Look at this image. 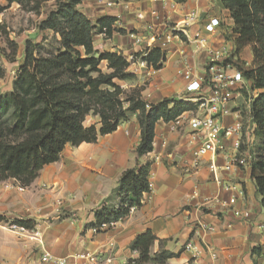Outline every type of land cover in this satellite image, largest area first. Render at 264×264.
Returning <instances> with one entry per match:
<instances>
[{
  "label": "crops",
  "instance_id": "obj_1",
  "mask_svg": "<svg viewBox=\"0 0 264 264\" xmlns=\"http://www.w3.org/2000/svg\"><path fill=\"white\" fill-rule=\"evenodd\" d=\"M110 1H115V5L98 6L95 0H80L76 10L93 24L103 17L116 20L114 28L126 33L114 32L109 38L95 34L93 47L101 53L121 54L124 59L137 51L127 34L141 32L144 28L143 22L136 17L139 13L157 9L161 15L170 14L147 0ZM175 1L181 14L196 10L201 20H220L215 32L207 35L212 49L219 50L228 40L227 36L229 40L235 38L230 35L234 24L222 0ZM179 16L174 15L175 19ZM201 27L194 26L192 31L201 30ZM31 32L35 36L27 39L36 41L40 38L41 31L35 29ZM177 51L178 48L174 47L166 55L162 69L150 82L143 85V78L137 77L143 87L141 99L146 104L176 100L183 93ZM204 56L201 54L197 60L202 61ZM239 57L248 68L252 60L250 49H244ZM22 63L23 56L17 62L16 72ZM13 80L5 93L11 91ZM87 119L91 123L86 126L95 124L99 128L98 118ZM235 121V116L220 119L224 126ZM139 141L138 115L134 114L120 123L113 133L98 137L94 143L65 146L59 160L44 166L29 187L18 190L13 180L1 183L0 216L7 222L22 221L33 224V227L20 232L0 223V264H44L40 259L45 253L57 260L65 259L68 264H73L71 258L81 253L95 255L99 264H127L138 258V253L130 249L132 242L146 232L156 238L150 247L151 256L161 252L171 255L165 264H193L191 254L184 248L188 242L211 247L216 258L204 254L201 260L207 264H264V210L251 179V168L220 171L222 183L235 187V190L224 191L212 178L208 157L195 171L190 168L192 150L197 143L189 144L186 128L171 132L168 123L157 122L152 151L142 157L136 154ZM224 146L225 153L230 156V143L226 141ZM225 153L216 157L220 167L227 163ZM146 164L150 165L149 191L143 194L141 206L133 208L113 228H91L97 210L119 202L115 190L122 173ZM8 185L13 187L6 188ZM232 197L236 200L234 208L246 218L234 217L231 207L222 204L201 206L204 198H217L220 203H227ZM57 202L62 203L58 208L55 206ZM200 224L212 227L214 231L203 232L199 229ZM254 249H259L260 253L253 254Z\"/></svg>",
  "mask_w": 264,
  "mask_h": 264
},
{
  "label": "trees",
  "instance_id": "obj_2",
  "mask_svg": "<svg viewBox=\"0 0 264 264\" xmlns=\"http://www.w3.org/2000/svg\"><path fill=\"white\" fill-rule=\"evenodd\" d=\"M1 1V0H0ZM7 4L15 0H4ZM22 5V0H17ZM56 9L37 28L52 31L59 37L54 54L41 55L37 45L26 42L23 63L18 68L12 89L0 95V184L13 180L22 188L29 187L44 166L55 163L65 146L77 147L94 143L98 137L113 133L131 115H138L140 141L138 157L152 151L157 122L169 123L195 108L193 104L171 99L149 105L141 99L142 87H134L128 96L119 83L136 77L130 74L121 54L98 52L93 47L95 34L111 37L114 18L103 17L92 23L76 10L79 0H55ZM233 21V64L253 83L259 94L251 105L258 144L253 149L251 179L264 210V0H222ZM7 7V6H6ZM0 6V12L6 9ZM227 39L228 36H227ZM249 48L252 60L248 68L239 55ZM164 56L152 53L149 61L161 68ZM107 70L103 72L101 65ZM2 73H0V78ZM88 117L99 120L85 125ZM149 164L124 171L115 190L117 205L107 204L95 212L91 228L126 218L133 208L141 206L143 194L149 191ZM7 221L0 216V223ZM24 229L33 224L14 221ZM156 238L146 232L135 238L130 249L138 253L127 264H165L171 257L166 252L150 255ZM260 250H253L259 254Z\"/></svg>",
  "mask_w": 264,
  "mask_h": 264
},
{
  "label": "built area",
  "instance_id": "obj_3",
  "mask_svg": "<svg viewBox=\"0 0 264 264\" xmlns=\"http://www.w3.org/2000/svg\"><path fill=\"white\" fill-rule=\"evenodd\" d=\"M152 5H159L162 9L170 12L167 16L161 15L157 9H150L148 13H139L136 17L143 22L141 32H129L128 38L137 49L125 58L128 63L127 71L137 77H142V84L150 82L162 69L157 68L149 61L153 52L158 51L166 58L174 47L178 48L179 74L184 82L183 93L176 100L190 103L195 106L191 111L183 113L175 120L169 122L170 131L178 132L182 128L188 130L189 144L197 143L192 150L193 161L190 168L196 170L202 160L209 158L208 168L214 182L224 191L235 190V187L223 184L219 178L220 171L231 169L246 170L251 168L253 149L257 143L256 125L252 120L251 105L257 98L259 90L253 88V83L245 78L243 73L233 64L234 47L233 39L226 40L219 50L209 46V38L219 27V19L205 18L201 20L196 10L180 13L179 4L175 0H147ZM98 6L112 7L115 1L95 0ZM180 14L175 19L174 15ZM201 25V30L192 31L194 26ZM203 32V33H202ZM104 36V35H101ZM231 46V47H230ZM190 50V51H187ZM205 54L202 61L197 57ZM246 67V66H245ZM247 68V67H246ZM149 108V104L145 105ZM227 116H235L236 121L224 126L220 119ZM230 143L232 154L225 153V142ZM225 153L226 165L220 167L216 163V157ZM8 185L6 188H12ZM15 188L23 190L17 183ZM235 198L232 197L227 203H220L216 198H204L202 207L213 204H222L223 207H231V212L236 218H246L241 211L234 208ZM61 202L55 204L56 208ZM58 212V209L57 211ZM6 227L13 231L25 232L27 229L6 222ZM115 223L103 225L101 229L113 228ZM199 229L203 232H212V227L200 224ZM37 236L35 234L34 238ZM185 250L191 254L193 264H207L202 262L204 254L211 259L216 258L215 252L207 244L197 246L192 242L185 245ZM73 264H99L95 255L81 253L71 258ZM40 261L44 264H68L67 260H57L45 253Z\"/></svg>",
  "mask_w": 264,
  "mask_h": 264
},
{
  "label": "rangeland",
  "instance_id": "obj_4",
  "mask_svg": "<svg viewBox=\"0 0 264 264\" xmlns=\"http://www.w3.org/2000/svg\"><path fill=\"white\" fill-rule=\"evenodd\" d=\"M55 4V0H22V5L17 3V0L10 4H7L4 0L0 1V6H7L5 10L0 12V73H2L0 95L5 93L12 80L16 77L17 62L21 61V56H23L21 51L26 42L37 45L39 52L43 56L55 54L58 51L59 37L52 31H41V36L36 41H33L34 38L27 39L30 36H35V33L31 31L37 29L49 13L56 9ZM29 32L31 33L29 34ZM103 38L105 37L103 36ZM105 66V63H103L101 68L103 72L107 73ZM119 85H121L128 96L131 94L130 90L132 88L136 86L142 87V85H139L137 78L119 83ZM89 123L91 121L86 119L85 125ZM257 144L258 141L254 146L255 149Z\"/></svg>",
  "mask_w": 264,
  "mask_h": 264
}]
</instances>
